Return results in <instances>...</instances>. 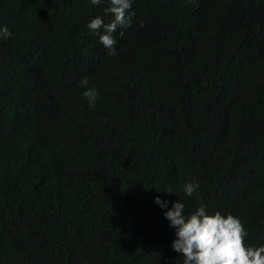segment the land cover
I'll use <instances>...</instances> for the list:
<instances>
[{"label":"trees","instance_id":"trees-1","mask_svg":"<svg viewBox=\"0 0 264 264\" xmlns=\"http://www.w3.org/2000/svg\"><path fill=\"white\" fill-rule=\"evenodd\" d=\"M108 7L0 0V264H182L177 199L264 245V0H131L116 55Z\"/></svg>","mask_w":264,"mask_h":264},{"label":"clouds","instance_id":"clouds-1","mask_svg":"<svg viewBox=\"0 0 264 264\" xmlns=\"http://www.w3.org/2000/svg\"><path fill=\"white\" fill-rule=\"evenodd\" d=\"M91 3L98 5L101 0H91ZM130 8L131 0H109V7L105 12L111 14L113 19L104 23L97 16L87 24V27L98 35L100 43L108 50L109 55H116L114 34L133 23L135 13L129 11ZM140 26L143 27V22ZM11 35L6 25L0 27V39H7ZM119 35L123 36V31H120ZM88 84L87 77L79 81V85L85 89L82 95L90 106H94L99 93L95 87H88ZM198 186L197 181L187 182L183 188L184 193L192 196ZM167 191L172 193L171 190ZM155 202L162 208L167 203L159 196L155 197ZM164 215L170 226L176 230L172 248L182 254V264H264V245H245L244 238L248 233L236 216H224L219 211L208 214L203 204L185 215V205L178 199Z\"/></svg>","mask_w":264,"mask_h":264}]
</instances>
